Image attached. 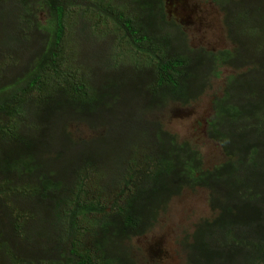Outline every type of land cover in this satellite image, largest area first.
<instances>
[{
	"label": "trees",
	"instance_id": "trees-1",
	"mask_svg": "<svg viewBox=\"0 0 264 264\" xmlns=\"http://www.w3.org/2000/svg\"><path fill=\"white\" fill-rule=\"evenodd\" d=\"M8 1L16 6L0 37V197L13 202L15 192L27 196L36 185L44 205L37 208L52 210L56 224L68 216V236L47 248L59 259L51 264H137L127 243L155 229L173 199L198 189L207 191L212 217L178 241L184 264H264V0H208L231 45L220 50L191 46L166 0H97L94 13L78 15L80 57L66 44L77 30L78 0L0 3ZM225 71L206 128L224 160L206 168L198 148L151 117L173 103L199 102ZM125 112L142 139L112 136L114 118ZM74 125L91 138L75 137ZM92 171L103 178L102 195L116 194L108 205L81 199ZM0 206L9 226L5 233L0 222V243H10L0 251L14 264H48L15 253L19 221L1 199ZM80 217L89 221L81 241Z\"/></svg>",
	"mask_w": 264,
	"mask_h": 264
},
{
	"label": "rangeland",
	"instance_id": "rangeland-1",
	"mask_svg": "<svg viewBox=\"0 0 264 264\" xmlns=\"http://www.w3.org/2000/svg\"><path fill=\"white\" fill-rule=\"evenodd\" d=\"M78 3L80 10L77 13L79 14L75 13L77 16H74V18H77V21L71 20V24L77 25V30L66 39L68 52L70 55L75 54V57H80L81 55V49L77 45L82 48V44L74 39L80 27V20H78L80 16L78 15L84 13V10L94 13L93 10L95 9L97 0L91 2L89 0H78ZM15 6V1L0 3V37L2 36V28L4 30L9 29L8 22L15 20V16L13 15ZM166 9L169 18L183 26L189 36L191 46H201L209 50L230 48L231 45L225 39L221 23V13L210 1L166 0ZM41 18H44V15H41ZM87 19L88 16H85L84 21ZM1 22H6V26H3ZM101 22L102 19H95V24ZM95 24L88 25L92 27ZM17 27V25H14L13 29ZM108 29H111V27H108ZM103 42L104 38L100 34H97L95 36V54L99 55L102 52V48L104 47ZM11 45L19 50L25 49L21 44L12 43ZM33 49L34 46H32L31 51ZM79 62L75 58L73 65L83 67ZM228 73L229 71H225L223 78L216 81L213 89L202 97L199 102L190 106L173 103L164 112L154 114L151 117L153 120H156V118L161 120L167 130L177 134L181 141H188L198 148L203 155L206 168H211L224 160L219 145L207 137L206 128L207 121L212 114L211 100L214 95L221 93L224 77ZM114 120L119 122L113 125L111 130L113 137H118L120 133H126L125 142L142 139V136H140L142 131L141 127L126 112L122 116V120L120 116H117ZM71 131L77 138L89 139L92 136L83 126L74 125L71 127ZM145 145V143H141L140 147H146ZM145 152L140 153L139 157L142 158L146 154ZM73 154L74 150L65 154L64 157L69 158ZM83 177H85V190L81 193L82 201L93 203L102 202L107 205L109 201L112 202L116 194L114 192L104 193V195L101 194V189L102 187L104 188V181L102 182L103 178L100 175L92 171ZM31 189H33L32 192L27 196H19L15 192L13 202L5 194H2V197H0L6 203L7 208L11 210L14 217L19 221L18 227L17 225L13 226L18 231H15L12 239L10 234V239L13 243L16 242L18 247V249L14 248L15 253L19 252L28 259L38 261L48 258V264H51L59 259L55 255L53 248L49 250L47 248L54 246L58 238L64 239L68 236L66 231L69 227V218L66 216L63 220L65 224H59V222L56 224L52 219L54 218V212L52 210L45 213L44 210L37 208L44 207V205L39 204L36 198H34L36 196V185H32ZM2 211L3 208H0V212ZM209 217H212V212L208 205L207 191L203 189L195 191L186 190L182 196L173 199L166 212L161 216L155 229L148 232L145 236L134 238L133 241L127 243L131 249L130 253L133 259L137 264H184L178 252V241L183 236L192 233L195 223L200 218ZM91 218L95 217L91 216ZM0 222L3 223L1 227L4 232L8 233L9 226L6 216H0ZM77 222L79 224L77 236H80L84 232L83 225L89 221L80 217L77 219ZM24 230L25 233L23 232ZM82 243L84 247H89L90 243L87 240L83 239ZM0 250H10V243H6L4 248L0 243ZM0 264H14L9 252L0 251ZM31 264H35V262Z\"/></svg>",
	"mask_w": 264,
	"mask_h": 264
}]
</instances>
